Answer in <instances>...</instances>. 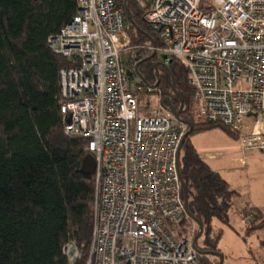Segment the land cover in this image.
Returning <instances> with one entry per match:
<instances>
[{"label": "built area", "instance_id": "2783aa9c", "mask_svg": "<svg viewBox=\"0 0 264 264\" xmlns=\"http://www.w3.org/2000/svg\"><path fill=\"white\" fill-rule=\"evenodd\" d=\"M144 20L161 42L160 61L187 69L193 118L236 131L243 154L264 149V0H151ZM47 44L76 63L58 71L59 111L65 135L87 140L95 161L84 264H199L178 169L187 126L159 97L139 102L152 89L123 64L130 39L116 0H78ZM62 253L68 264L80 258L73 240Z\"/></svg>", "mask_w": 264, "mask_h": 264}, {"label": "trees", "instance_id": "16d2710c", "mask_svg": "<svg viewBox=\"0 0 264 264\" xmlns=\"http://www.w3.org/2000/svg\"><path fill=\"white\" fill-rule=\"evenodd\" d=\"M146 1L125 0L124 5L116 0L130 39L123 64L148 87L156 82L157 64L159 83L150 93L176 109L180 100L175 93L181 96L179 115L192 130L180 148L179 174L188 214L203 225L202 246L198 240L195 245L218 251L220 235L210 236V222L226 219L239 194L201 158L191 136L213 128L235 139L238 133L220 122L195 121L187 69L176 59L160 61L161 42L144 20ZM77 9L78 0H0V264H68L62 246L72 240L80 250L75 264H84L89 254L95 181L93 174L79 171L88 141L65 135L58 103V71L76 63L47 44ZM241 212L244 219L253 214L249 223L245 219V237L264 228L259 209L243 207ZM197 255L199 264H213L205 259L213 255Z\"/></svg>", "mask_w": 264, "mask_h": 264}, {"label": "rangeland", "instance_id": "374dc122", "mask_svg": "<svg viewBox=\"0 0 264 264\" xmlns=\"http://www.w3.org/2000/svg\"><path fill=\"white\" fill-rule=\"evenodd\" d=\"M122 60L128 61L126 52ZM138 99L143 104H154L157 103L158 95L143 93L138 95ZM191 112L193 116V109ZM191 139L211 169H224L222 176L231 187L251 191L252 201L264 208V149L243 154L237 140L220 128L194 133ZM243 155L245 161L240 165L238 158ZM235 158L237 161H234ZM241 198V196L233 198V205L226 219L212 218L210 236L213 238L217 234L220 235L217 250L222 254V264H264V228L245 237V219L247 218H243L241 210L243 207L250 208V206H244ZM196 232L197 227L194 234ZM202 240L203 235L198 239V245L202 246ZM205 259L213 264L218 262V259L213 256Z\"/></svg>", "mask_w": 264, "mask_h": 264}, {"label": "water", "instance_id": "95a60500", "mask_svg": "<svg viewBox=\"0 0 264 264\" xmlns=\"http://www.w3.org/2000/svg\"><path fill=\"white\" fill-rule=\"evenodd\" d=\"M150 1L151 0H147L146 1V5L149 6L150 4ZM123 3L125 5V0H123ZM127 12V11H126ZM127 18L128 20H130V16L127 12ZM154 54V53H153ZM157 64H154V68H155V76H156V82L153 84V85H150L149 87L151 89H154L158 86V83H159V80H158V71H157ZM137 67V64L135 65V69ZM173 89H174V86H173ZM175 90V89H174ZM176 96H178L179 100H180V106L178 109H176L174 106H172L170 104V101L168 99H163L161 100L160 104L162 107L166 108L167 106L169 107L168 110L173 114V116L179 121V122H182L184 124H186L187 126V130L186 132L184 133L181 141H180V144H179V148H178V169H179V153H180V148H181V145L184 141V139L186 138V136L191 132L192 130V124L191 122L189 121H186V120H183L180 118V110H181V104H182V98L180 95H178L177 93H175ZM94 167H95V161H94V158L92 156L91 153H87L84 158L82 159L81 161V166H80V172L82 174H86V175H92L93 172H94ZM180 181H181V185H182V193H183V199H184V206H185V209H186V212L188 214V210H187V191H186V187L182 181V179L180 178ZM188 216L195 222L196 226H197V233L194 235L193 237V240H192V247L193 249L198 252V253H207V254H210V255H213L215 257L218 258V263L217 264H222V254L218 251H202L200 249L197 248V246L195 245L196 241L201 237L202 233H203V225L202 223L200 222V220H198L197 218L195 217H192L188 214Z\"/></svg>", "mask_w": 264, "mask_h": 264}, {"label": "crops", "instance_id": "0c3cea01", "mask_svg": "<svg viewBox=\"0 0 264 264\" xmlns=\"http://www.w3.org/2000/svg\"><path fill=\"white\" fill-rule=\"evenodd\" d=\"M193 142V141H192ZM194 144V143H193ZM195 146V145H194ZM196 148V147H195ZM197 150V149H196ZM199 153V152H198ZM200 154V153H199ZM201 156V155H200ZM201 158L206 162V160L201 156ZM239 159V158H238ZM234 161H237V158L234 159ZM207 163V162H206ZM232 169H236L235 167H230ZM214 170V169H213ZM215 171L219 172V174L222 176V172L224 171V169H215ZM223 177V176H222ZM224 178V177H223ZM225 179V178H224ZM226 180V179H225ZM227 181V180H226ZM228 183V182H227ZM229 184V183H228ZM230 185V184H229ZM231 187V186H230ZM232 189L236 190L237 193L239 194L238 196H241L244 206H251V207H255L257 209H259L263 214H264V208L263 206L260 205H256L254 203V201H252V197H251V191H244L243 189H240V187H237V189L235 187H231ZM264 242V239H263Z\"/></svg>", "mask_w": 264, "mask_h": 264}]
</instances>
